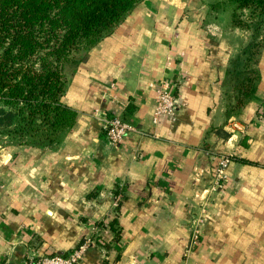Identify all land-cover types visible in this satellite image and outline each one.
<instances>
[{
	"label": "crops",
	"instance_id": "crops-1",
	"mask_svg": "<svg viewBox=\"0 0 264 264\" xmlns=\"http://www.w3.org/2000/svg\"><path fill=\"white\" fill-rule=\"evenodd\" d=\"M214 7L141 2L69 75L61 102L75 119L57 143L0 123V264L67 254L87 238L80 264H264V51L255 95L230 114L250 33ZM160 88L176 110L154 123ZM115 116L141 132L110 144ZM220 155H232L228 181L187 256Z\"/></svg>",
	"mask_w": 264,
	"mask_h": 264
},
{
	"label": "trees",
	"instance_id": "trees-1",
	"mask_svg": "<svg viewBox=\"0 0 264 264\" xmlns=\"http://www.w3.org/2000/svg\"><path fill=\"white\" fill-rule=\"evenodd\" d=\"M143 1L0 0V102L18 110L8 115L7 131L40 146L57 143L75 119L61 102L69 75ZM216 1L232 6L233 29L250 33L237 61L241 77L234 85L235 99L227 106L236 115L261 78L264 0Z\"/></svg>",
	"mask_w": 264,
	"mask_h": 264
},
{
	"label": "built area",
	"instance_id": "built-area-1",
	"mask_svg": "<svg viewBox=\"0 0 264 264\" xmlns=\"http://www.w3.org/2000/svg\"><path fill=\"white\" fill-rule=\"evenodd\" d=\"M176 97L169 91L160 88L157 90L156 106L153 122L157 123L159 118L171 115L176 110ZM107 140L112 145H120L128 136L140 133L132 123L121 116L107 119L105 124ZM143 133V132H142ZM232 155H220L217 158L215 173L209 186V197L203 202L201 210L191 224V238L186 250L188 256L198 246L201 236V224L205 219L207 211L212 202V195L223 190L228 181L227 169L232 161ZM95 240L87 238L77 248L67 254H49L44 256H27L23 264H80L84 254L94 246Z\"/></svg>",
	"mask_w": 264,
	"mask_h": 264
},
{
	"label": "rangeland",
	"instance_id": "rangeland-1",
	"mask_svg": "<svg viewBox=\"0 0 264 264\" xmlns=\"http://www.w3.org/2000/svg\"><path fill=\"white\" fill-rule=\"evenodd\" d=\"M211 3H214L215 6L214 8L221 9V12L224 14L229 19V22L231 21V12H232V6L230 5L227 6L220 1L216 0H209ZM13 111V113H17L18 110L15 107H12L9 104L0 102V123H3L5 125H8L9 123V118L8 115ZM7 114V115H6Z\"/></svg>",
	"mask_w": 264,
	"mask_h": 264
}]
</instances>
